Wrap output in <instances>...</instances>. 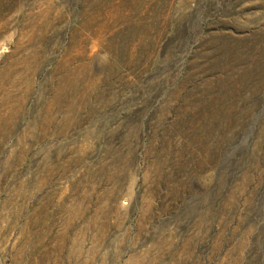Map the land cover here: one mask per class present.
Returning <instances> with one entry per match:
<instances>
[{
    "label": "rangeland",
    "instance_id": "rangeland-1",
    "mask_svg": "<svg viewBox=\"0 0 264 264\" xmlns=\"http://www.w3.org/2000/svg\"><path fill=\"white\" fill-rule=\"evenodd\" d=\"M0 264H264V0H0Z\"/></svg>",
    "mask_w": 264,
    "mask_h": 264
}]
</instances>
